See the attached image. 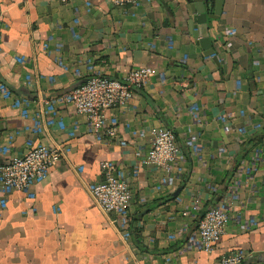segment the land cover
I'll return each mask as SVG.
<instances>
[{
	"label": "crops",
	"instance_id": "obj_1",
	"mask_svg": "<svg viewBox=\"0 0 264 264\" xmlns=\"http://www.w3.org/2000/svg\"><path fill=\"white\" fill-rule=\"evenodd\" d=\"M213 7L207 0V11ZM191 16L189 0H0V80L30 100L24 117L0 94V141L19 130L0 160L23 153L28 137L70 144L32 186L33 197L0 190V264H219L235 250L240 264H264V0H223L208 21L215 58L204 53ZM138 65L154 72L126 104L106 110L118 117L114 135L97 139L70 104H57L43 131L25 127L42 98L94 72L124 79ZM156 124L172 129L180 149V171L159 188L169 172L143 161ZM104 158L125 169L129 218L144 249L122 236L115 214L88 189ZM221 197L229 204L219 240L210 251L189 247L201 214Z\"/></svg>",
	"mask_w": 264,
	"mask_h": 264
},
{
	"label": "built area",
	"instance_id": "obj_2",
	"mask_svg": "<svg viewBox=\"0 0 264 264\" xmlns=\"http://www.w3.org/2000/svg\"><path fill=\"white\" fill-rule=\"evenodd\" d=\"M65 1V0H63ZM115 4H138L142 0H111ZM233 30L228 29L231 33ZM24 60L22 56L17 57ZM90 68V67H89ZM154 72L150 65H138L130 68L124 79L111 77L99 72L90 73L82 81L75 84L69 90L59 94L42 98V105L36 109L31 116V123L25 127L34 134H37L53 123L56 114L57 104H70L74 110L83 114L87 123V131L97 139H102L105 135H114L118 117L106 114L110 108L120 107L126 104L132 96L134 86L145 85L150 75ZM30 74H26L25 82L31 84ZM0 94L3 97H12V105L18 108L24 117L30 113V100L27 96H16L13 91L0 80ZM56 122L59 127H63L61 118ZM150 146L143 159L146 164H153L162 167L169 172L157 185L173 182L180 168L176 166L173 170L174 162L179 155V144L171 128L164 124H156L149 130ZM19 130L7 134L3 141H0V153L10 152V143ZM134 134L142 135L143 129H133ZM187 145L193 150L198 149V143L194 135L186 139ZM70 150V144L64 142L48 143L36 141L33 137L26 138L25 150L21 154H12L6 160H0V190L5 196L13 189L21 190L28 197H33L32 186L41 181L52 166ZM79 164L78 168L81 169ZM101 177L88 184V189L95 203L106 212H113L115 220L119 223L121 234L124 238L130 237L128 231L129 204L132 197V190L125 178V169L122 165L110 158L99 161ZM173 170V171H172ZM6 198H1V203H5ZM228 200L225 197L209 205L201 217L198 219L195 231L187 237V245L206 251L212 250L219 240L224 226L228 219ZM195 202V207H197ZM242 252L235 250L224 254L219 264H240Z\"/></svg>",
	"mask_w": 264,
	"mask_h": 264
},
{
	"label": "water",
	"instance_id": "obj_3",
	"mask_svg": "<svg viewBox=\"0 0 264 264\" xmlns=\"http://www.w3.org/2000/svg\"><path fill=\"white\" fill-rule=\"evenodd\" d=\"M192 16L189 19V25L192 32L196 37L200 45L204 48V53L211 54L215 58L214 48L208 33V21L209 18L217 17L222 8L223 0H214L213 12H208L207 0H189ZM1 128V127H0Z\"/></svg>",
	"mask_w": 264,
	"mask_h": 264
},
{
	"label": "trees",
	"instance_id": "obj_4",
	"mask_svg": "<svg viewBox=\"0 0 264 264\" xmlns=\"http://www.w3.org/2000/svg\"><path fill=\"white\" fill-rule=\"evenodd\" d=\"M261 138H262V135H258L257 137H255V138H251L250 140H248V144L249 143H252V144H254V143H256L257 141H259V140H261ZM245 148V147H244ZM248 149H249V147H246L245 149H244V153L243 154H245L246 153V151H248ZM202 215V214H201ZM201 217V216H200ZM132 221V218H130L129 219V222H128V231H129V233H130V236H131V238H132V240H133V242L136 244V246H139L140 248H143V246L140 244V242L138 241V239H137V235H138V228L136 227V226H134L133 225V223L131 222ZM144 249V248H143Z\"/></svg>",
	"mask_w": 264,
	"mask_h": 264
}]
</instances>
